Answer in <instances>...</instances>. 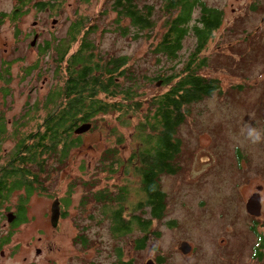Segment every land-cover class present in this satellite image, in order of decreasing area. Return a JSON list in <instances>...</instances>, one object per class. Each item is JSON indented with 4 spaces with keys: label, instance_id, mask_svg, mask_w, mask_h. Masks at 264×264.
<instances>
[{
    "label": "rangeland",
    "instance_id": "1",
    "mask_svg": "<svg viewBox=\"0 0 264 264\" xmlns=\"http://www.w3.org/2000/svg\"><path fill=\"white\" fill-rule=\"evenodd\" d=\"M201 1L223 11L220 28L198 56L199 61L207 58V65L198 72L206 80H217L221 89L195 107L180 128L182 154L190 159L181 161L180 173L162 177L168 207L162 220H154L146 246L138 249L137 241L144 235L139 228L133 226L128 234L115 233L111 219L118 204L111 203V197L116 198L122 188L128 189L123 219L134 220L136 214L148 218L149 213H141L145 195L140 191V179L125 169L117 170V165L103 168L97 162L105 150L118 151L117 158L123 160L129 158L132 145L136 144L137 152L141 141L138 126L147 114L148 99L172 87L174 81L156 84L178 73L191 60L195 36L185 38L174 58L155 52L168 23L178 13L165 14L163 0L138 3L155 8L156 24L151 32H139L128 19L119 26L107 0H0V117L6 123V131L0 136V175L10 167L23 138L28 137V144L36 146L33 136L42 130L41 123L50 112L43 104L54 90L64 86L70 56L82 39L83 33L72 45L71 54L58 63L53 49L41 55L35 50L37 44L31 46L34 39L27 36L34 21L39 22L40 30L44 26L48 29L38 42L55 46L66 39L71 24L82 20L84 36L96 46L93 62L127 57L126 76L114 75L115 84L121 90L130 86L131 71L139 78L134 88L143 105L141 112L130 109L119 113L109 108L99 115L96 132L77 138L79 146L83 137L82 146L73 148L63 164L41 156L47 172L40 173L34 188L41 186L45 191H34L30 197L16 191L4 205L0 237L11 230L14 233L10 243L0 247V264H50L48 259L62 264H117L119 260L146 264L151 259L157 264L158 259H162L160 264H264V141L252 144L241 136L246 123L264 132V0ZM23 2L25 7L19 13L22 31L15 27L11 15ZM40 4L50 7L41 12L36 8ZM53 5L59 9L53 10ZM199 12L197 7L193 19ZM54 20L58 21L56 26ZM4 46L7 54L2 51ZM157 76L162 78L151 82L150 78ZM122 98L119 95L107 102L117 104ZM133 136L136 142L131 140ZM37 170L32 167V171ZM259 187L262 216L252 217L246 204ZM100 194H109L110 200L98 202L95 196ZM20 197L28 199L26 221L11 228L7 215H18ZM56 198L61 200V216L54 226L50 208ZM181 242L192 244L189 255L179 250ZM49 248L61 249L62 253L50 255ZM36 249L42 252L37 254Z\"/></svg>",
    "mask_w": 264,
    "mask_h": 264
},
{
    "label": "trees",
    "instance_id": "2",
    "mask_svg": "<svg viewBox=\"0 0 264 264\" xmlns=\"http://www.w3.org/2000/svg\"><path fill=\"white\" fill-rule=\"evenodd\" d=\"M107 1L111 3V10L116 14L114 22L118 25L119 22L128 19L139 32L153 30L156 24L153 20L154 6L147 4L139 6L138 3L141 0ZM163 2L165 14L174 11L178 13L173 21L168 23L164 37L155 46V52L170 58L178 56L183 48V41L190 34L196 38V48L191 55V60L178 73L163 80H159L162 78L161 76L150 78L151 82L159 80L156 85L162 83L166 85L171 81L174 83L166 93L148 99L147 114H145L144 122L138 126V138L141 141L137 152L136 144L132 145L133 150H130L129 158L123 160L117 158L118 151L105 150L97 162L103 168L117 165L115 166L117 170L125 169V173L135 174L140 179V191L145 195L144 202L140 203L141 213L143 215L149 213L148 218L144 219V216L136 214L132 217L134 220L125 221L123 219L125 201L129 196L128 189L122 188L116 198L111 197V203L118 204L111 219L116 229L115 233L128 231L125 233L128 234L133 231V226L139 228L144 235L137 241L138 249L146 246L154 220H162L168 207L166 204L167 193L162 189V177L180 173L182 168L179 164L181 161L190 159V157L184 158L182 154V152L184 153V142L183 138H179L180 128L192 115V110L195 107L221 89L217 80H206L198 72L199 68L207 65V58L199 61L198 56L204 51L208 39L213 36L214 31L220 28L223 22V11L206 6L201 0H163ZM25 4L23 2L18 11L12 13V20L21 13ZM38 7L43 9L48 6L40 4ZM197 7H200L199 16L193 19ZM84 29L83 21L78 20L75 24H71L66 39H62L55 46L49 42L46 47L48 50H54L58 63H63L64 58L71 54L72 45L83 33L79 49L70 56L68 63L70 73L64 86L54 90L43 104L44 109L50 110V112L41 123L42 130L33 136L37 141L36 146L32 147L28 144L30 143L28 137L23 138L18 144L20 148L15 158H11L13 161L9 164L10 167L4 169L0 175V221L4 217L2 212L4 205L14 192L23 191L25 196L30 197L34 191H45L41 186L34 188L35 184L37 185V182L40 181V173L47 171L46 162L42 160L41 156L44 155L47 161L50 158L53 160L55 158L59 164H63L73 148L79 149L82 146L83 137L78 146L76 139H80L81 136L75 135L74 129L84 123H90L93 126L90 131L96 132V119L99 115L109 111V108H115L119 113L128 112L130 109H133V113L143 110V105L138 101V93L134 88V84L139 82L138 77L132 75L130 71L131 77L128 78L131 80V85L124 87L123 90L115 84L114 75L126 76L129 59L118 57L107 62L100 59L94 63L96 46L86 35L84 36ZM91 32L92 30H89L86 34L89 35ZM47 51H40V53L46 55ZM101 95H104L105 98H101ZM119 95H122L123 98L117 104L107 102L108 99H115ZM5 131L6 123L0 117V136ZM131 140L136 142L135 136ZM33 166H36L37 172L32 171ZM20 198L17 205L18 215H16L11 228H18L20 223L26 221L25 204L28 199L27 197ZM95 199L102 203L110 200V197L109 194L107 196L100 194L95 196ZM65 203H67L66 200ZM13 233L11 230L6 236L0 237V247L10 243L9 237ZM161 260L158 259L159 264ZM117 264L131 263L119 260Z\"/></svg>",
    "mask_w": 264,
    "mask_h": 264
},
{
    "label": "water",
    "instance_id": "3",
    "mask_svg": "<svg viewBox=\"0 0 264 264\" xmlns=\"http://www.w3.org/2000/svg\"><path fill=\"white\" fill-rule=\"evenodd\" d=\"M58 21L54 20L53 24H56ZM38 36H36L32 42V47L35 46L37 44L38 41ZM159 86V84H158ZM92 124L90 123H84L80 126H78L76 129H74V133L75 135H83L88 133L91 128H92ZM261 187L258 188V192L253 193V195L247 200V204H246V211L247 213L252 216V217H261L262 216V200H261V195H260V191H261ZM61 200L60 198H56L52 205H51V215H50V223L52 225H56L57 221H59L60 216H61ZM7 219L9 223H13L16 219L15 214L13 213H9L7 215ZM193 246L191 243H187V242H181V245L179 247V250L181 251V253L183 255H189L190 252L192 251ZM41 253V249L37 250V254ZM2 256H4V253H1ZM146 264H157L153 259L149 260Z\"/></svg>",
    "mask_w": 264,
    "mask_h": 264
},
{
    "label": "flooded vegetation",
    "instance_id": "4",
    "mask_svg": "<svg viewBox=\"0 0 264 264\" xmlns=\"http://www.w3.org/2000/svg\"><path fill=\"white\" fill-rule=\"evenodd\" d=\"M54 6V7H53ZM53 6H51L52 8H53V10L54 9H59V6L57 5V6H55V5H53ZM50 6H48V7H45V8H43V9H40V11L42 12V11H44V10H47L48 8H49ZM36 8L38 9L39 7H37L36 6ZM22 19V17L20 16V14L19 15H17V17L15 16L14 17V19H13V21L16 23V25H15V27H18L19 28V30H22L23 31V28H22V26H23V22H21L20 20ZM38 25H39V22H37V21H34L33 23H32V30H30L29 31V35L27 36L28 38H31V37H33V39L36 37V36H38V39L40 38V36H42L43 34H44V31L45 32H48V29H47V27L46 26H44V28L42 29V30H40L39 29V27H38ZM47 25V24H46ZM55 26H56V24H55ZM70 28H71V26H70ZM70 28H69V30H70ZM51 32V31H50ZM68 33H69V31H68ZM5 45V44H4ZM49 44L48 43H46L45 45H42L41 43H39L38 41H37V45H36V52H40V51H47L48 49H46V47L48 46ZM21 49H18V48H13L12 49V51H20ZM2 51H4V54H7L8 53V49H7V47L6 46H4L3 47V50ZM71 52V51H70ZM72 54H74V53H72ZM91 132V131H90ZM90 132H88V133H90ZM88 133H86V134H83V135H87ZM83 135H80V136H83ZM94 147V146H93ZM96 147V146H95ZM95 147H94V150H95ZM49 156V155H48ZM4 168H7V167H4ZM47 172V171H46ZM46 172H45V174H46ZM54 226H56V225H54ZM50 249V255H51V253H56V254H61L62 253V250L61 249H53V248H49ZM36 250H38V249H36ZM54 251H56V252H54ZM42 252V251H41ZM2 253V252H1ZM49 261V263L50 264H62V263H60V262H58V260H52V259H48Z\"/></svg>",
    "mask_w": 264,
    "mask_h": 264
},
{
    "label": "clouds",
    "instance_id": "5",
    "mask_svg": "<svg viewBox=\"0 0 264 264\" xmlns=\"http://www.w3.org/2000/svg\"><path fill=\"white\" fill-rule=\"evenodd\" d=\"M241 136L244 140L252 144H258L264 141V132L252 123H246L241 129Z\"/></svg>",
    "mask_w": 264,
    "mask_h": 264
}]
</instances>
